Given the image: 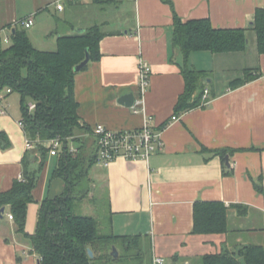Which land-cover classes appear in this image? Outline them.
<instances>
[{
	"label": "crops",
	"instance_id": "0c3cea01",
	"mask_svg": "<svg viewBox=\"0 0 264 264\" xmlns=\"http://www.w3.org/2000/svg\"><path fill=\"white\" fill-rule=\"evenodd\" d=\"M83 1L0 0V34L11 39L13 29L23 28L13 24L31 17L35 25L28 30H32L44 13L54 16L50 37L55 36L57 47L61 37L84 33L94 25L106 29L101 59L75 76L80 123L89 128L98 124L116 131L142 127L143 113L135 114L120 100L132 93L139 98L138 62L142 58L151 65L144 107L162 131L163 150L148 160L117 159L109 168L95 165L90 173L89 199L106 197L110 232L149 244V264L156 257H162L163 264H201L205 255L264 246V55L253 30L264 0ZM59 3L63 10L57 9ZM80 7L87 8L89 18H82ZM108 11H113L115 23L101 18ZM175 15L184 22L210 19L220 30L245 29L248 48L237 53L194 52L189 67L209 74L210 105L181 113L172 121L186 87L184 55L173 44ZM28 36L35 49L44 51L35 45L36 34ZM247 70L258 78L231 89ZM21 99L15 92L0 94V192L11 190L24 174L28 156V167L37 178L35 202L28 206L26 221V233L33 235L41 202L64 193L66 184L52 178L58 156L49 155L41 167L37 150H26L25 132L19 125ZM225 148L233 153L222 158L214 152ZM81 151L87 158L97 154L89 139ZM198 202H218L228 208L226 234L194 233ZM4 208L0 264H38L40 256L33 252L30 239L18 232L14 219H9L13 213Z\"/></svg>",
	"mask_w": 264,
	"mask_h": 264
},
{
	"label": "trees",
	"instance_id": "16d2710c",
	"mask_svg": "<svg viewBox=\"0 0 264 264\" xmlns=\"http://www.w3.org/2000/svg\"><path fill=\"white\" fill-rule=\"evenodd\" d=\"M255 17L253 30L257 33L259 52L264 55V9H258ZM174 20L173 44L184 55L182 73L186 80L185 93L176 104L177 117L201 106L208 86L209 74L191 69L188 62L190 56L194 52L222 54L245 51L248 48V32L245 29H215L210 19L184 22L175 15ZM102 29V26L94 25L84 33L61 37L57 50L50 52L35 49L25 28L13 29L12 40L6 47L0 34V94L10 89L21 96L22 122L29 138L52 140L59 137L64 140L52 178L64 181L66 189L55 198H46L41 202L38 226L33 235L26 233V221L28 206L35 202L33 191L37 187V178L28 167V156L23 161L24 181L16 180L11 190L0 192V208H10L18 232L30 239L33 252L40 256L38 264H119L125 259L134 264L143 255V242L139 237L116 236L110 232V225L105 229L97 218L75 212L89 199L90 173L96 165V156L87 158L81 151L86 139L78 138L90 128L80 123L75 68L85 60L87 51L91 54V62L101 59L100 43L106 37ZM244 75L232 82L231 89L258 78L248 70ZM29 100L36 105L33 112L28 110ZM69 137H77L72 141L77 145V154L69 151ZM37 152L42 167L50 153L44 146H39ZM214 152L224 158L233 150L225 148ZM195 205L194 233L228 232V208L225 205L218 202H198ZM114 246L120 253L118 258L112 257ZM89 250L93 251V257ZM201 262L264 264V246L248 245L236 252L229 250L205 255Z\"/></svg>",
	"mask_w": 264,
	"mask_h": 264
},
{
	"label": "built area",
	"instance_id": "2783aa9c",
	"mask_svg": "<svg viewBox=\"0 0 264 264\" xmlns=\"http://www.w3.org/2000/svg\"><path fill=\"white\" fill-rule=\"evenodd\" d=\"M74 1V0H71ZM57 9L63 10V5L59 3ZM15 26H22L25 29L32 28L34 24V18H27L21 20V22L14 23ZM11 42L10 38H4V43L7 45ZM139 82H138V92L139 98L135 101L132 106V110L135 114L143 113L144 124L139 129L135 130H124L116 131L108 129L104 125L98 124L89 131L78 138L93 140L96 154V165H100L103 168L111 167V163L117 159L128 160L132 162L142 160H148L151 156L159 153L163 150L164 141L162 131L155 128L153 124V118L147 114L146 107H144V98L147 90L151 83L152 67L144 59L140 58L139 62ZM11 92L9 89L7 93ZM210 90L205 88V92L202 98L201 106L210 105ZM36 105L31 103L28 105V110L33 112ZM5 114V111L2 112ZM177 117H172V121H177ZM19 125L25 132V125L20 121ZM77 137H69L68 140L71 141L69 151L73 154L78 153L76 146H73V140ZM25 147L27 151H34L39 148V146H44L49 150L50 156H58L64 146V140L62 138L56 137L52 140L31 139L25 132ZM18 180L20 182L24 181L23 175H20ZM9 219L13 220L14 215L10 214ZM40 261V259H39ZM164 259L162 257H156L153 260V264H163Z\"/></svg>",
	"mask_w": 264,
	"mask_h": 264
},
{
	"label": "rangeland",
	"instance_id": "374dc122",
	"mask_svg": "<svg viewBox=\"0 0 264 264\" xmlns=\"http://www.w3.org/2000/svg\"><path fill=\"white\" fill-rule=\"evenodd\" d=\"M67 2V1H66ZM82 3H84V1L82 0ZM82 8V18L85 20L86 18L90 17V13L87 12V8L86 7H80ZM52 9V8H51ZM52 13H54L55 15V11L54 9L51 10ZM117 12L118 14H120V12H118L117 10H114V13ZM113 11H108V13H106V15H102L101 18H104L103 20L109 21L111 23H115L116 22V18L114 16ZM43 14L39 15L36 18V26L34 29L32 30H27L28 35L31 36V34L35 35V45H37L38 47H40L42 50L46 51V52H50V51H56L57 50V45H55V36L50 37V33L55 31V23H54V16H49V18L46 16L48 14L44 13L45 18H42L40 16H42ZM81 16V14H80ZM81 18V17H80ZM45 19H48L49 22H47ZM78 20V19H75ZM94 22H98L99 20H93ZM87 23H89V20L85 21ZM96 24V23H95ZM104 29H102V31L104 32ZM106 31V29H105ZM10 33V32H8ZM4 37H2L3 39L6 37L5 34H3ZM7 45H5L6 47ZM6 92V91H5ZM4 96V93L1 95ZM28 104H31V101H28ZM87 184V183H86ZM93 188V187H92ZM109 208L107 207V199L104 196L102 199L101 197L96 198L95 200L89 199L87 201L84 202V204L80 205L77 209H76V213L79 215H90L93 216L95 218H97L98 220H100V222L104 225L105 229L108 228L109 225V213L108 210ZM143 250V255L141 256V260H135L134 264H149L150 263V252L151 250H149V244H142V248ZM123 249L120 247V251H122ZM122 251V254H125V252ZM136 253V252H135ZM125 262L122 261V263L119 264H132L131 260L129 259H125Z\"/></svg>",
	"mask_w": 264,
	"mask_h": 264
},
{
	"label": "water",
	"instance_id": "95a60500",
	"mask_svg": "<svg viewBox=\"0 0 264 264\" xmlns=\"http://www.w3.org/2000/svg\"><path fill=\"white\" fill-rule=\"evenodd\" d=\"M83 31H81V32H83ZM90 62H91V54H90L89 51H87L85 60L82 61L75 68V72L76 73H80V71H82L84 68H86ZM209 82H210V79H209ZM135 101H136L135 95L132 93V94L124 95L123 98H121V100H120V104H122L123 106L125 105L126 107H129V108H132V106L134 105ZM5 213H6L5 208L4 207L1 208L0 209V217L3 218ZM112 251H113L112 252V257L113 258H118L119 257V251H117L115 246L113 247ZM88 252L90 253L91 257L94 256L93 251L89 250Z\"/></svg>",
	"mask_w": 264,
	"mask_h": 264
}]
</instances>
